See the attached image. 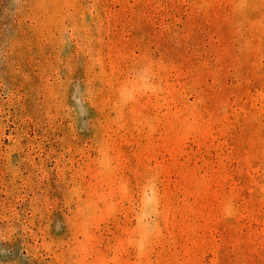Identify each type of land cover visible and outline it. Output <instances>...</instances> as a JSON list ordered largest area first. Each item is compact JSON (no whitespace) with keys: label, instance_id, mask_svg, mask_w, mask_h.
I'll return each instance as SVG.
<instances>
[{"label":"rangeland","instance_id":"obj_1","mask_svg":"<svg viewBox=\"0 0 264 264\" xmlns=\"http://www.w3.org/2000/svg\"><path fill=\"white\" fill-rule=\"evenodd\" d=\"M0 264H264V0H0Z\"/></svg>","mask_w":264,"mask_h":264}]
</instances>
